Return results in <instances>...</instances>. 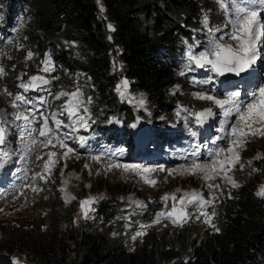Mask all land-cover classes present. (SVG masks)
I'll list each match as a JSON object with an SVG mask.
<instances>
[{"label": "trees", "instance_id": "obj_1", "mask_svg": "<svg viewBox=\"0 0 264 264\" xmlns=\"http://www.w3.org/2000/svg\"><path fill=\"white\" fill-rule=\"evenodd\" d=\"M212 10L211 0H0V36L4 39L13 31L23 45L12 52L0 88L11 96L17 93L14 74L21 71L27 50L36 54L35 61L49 53L61 80L75 82L63 90L78 80L85 100L92 97L88 107L96 140L114 144L121 133L105 132L104 124L114 118L125 129L135 115L114 92L118 76L110 73L111 58L118 52L120 76L129 80L131 94L146 95L157 112H174L178 101L168 93L169 87L183 68L187 44L205 42L204 13H209L210 24L216 23ZM105 20L114 29L109 34ZM167 125L162 122V130L156 132H165ZM251 161L236 177L239 187L229 193L219 232L191 238L187 230L151 229L126 249L105 231L85 223L76 226L73 206L63 208L50 198L36 205L34 220L0 225V230H10L0 231V253L22 257L26 264H264V201L255 195V185L264 175V156ZM102 207L97 213L104 215V225L114 210Z\"/></svg>", "mask_w": 264, "mask_h": 264}, {"label": "snow or ice", "instance_id": "obj_2", "mask_svg": "<svg viewBox=\"0 0 264 264\" xmlns=\"http://www.w3.org/2000/svg\"><path fill=\"white\" fill-rule=\"evenodd\" d=\"M215 3L225 17V24L215 27L210 26L209 13L205 12L201 20L203 30L207 34L205 42L201 44L199 40H195L193 43L187 44L184 50L181 76L196 73L199 70L212 74L205 75L203 78L195 75L191 76L189 81L194 87L214 85L216 78L226 77V74L241 77L243 74H247L259 61L264 60V54H262L264 53V4L249 6L243 4L241 0H215ZM108 28L114 30L111 24L108 25ZM227 40H231L233 43H228ZM9 43L12 42L9 41ZM21 48H23V45L17 46V50ZM35 55L31 49L27 50L25 61L32 60ZM12 67L14 70L16 66L13 65ZM39 70L44 75H30L26 81L23 79L26 73H21L18 77L20 82L17 87L22 89V92L15 94L12 100L11 107L14 111L11 113V119H8V113L0 112V168H4L9 163H21L23 167L17 169L21 180H30V183L22 186L31 188L33 192L43 190L37 186V180L47 183L58 163L57 153L49 151L41 171L33 172L29 177L30 169L27 164L32 153L36 151L35 146H51L53 148L58 146L65 149L59 159L66 162L70 155L75 152L69 142L73 141L83 147L88 137L78 135V133L81 130L88 131L95 123L88 107L92 103V97H88L86 101L84 100L83 89L78 80L75 84V90L72 92L64 90L56 93L52 92L53 81L59 80V77L51 76L56 71V65L49 53L44 54ZM4 74L5 69L0 66V76ZM176 88L178 90L179 86L177 85ZM129 89L130 82L127 78H124L116 85L115 91L122 100L128 99V102L133 103L137 109L145 108L146 99L132 96ZM29 92L46 93V95L29 97L27 95ZM8 95L11 96L12 93H8ZM192 95L196 100L211 102L215 108L219 109V113L214 112L212 107L196 111L178 105L176 116L180 118L185 115L186 118H191L199 128L208 125L210 121L215 123L213 118L219 116L217 132L220 134L214 136L211 140V144L215 147L209 148L208 144H193L190 152L184 157L186 160L190 157V162L180 165L177 169H167L169 176L200 174L209 190L222 191L219 184L208 183L209 181H215L217 178L225 180L234 188L239 187L228 173L240 161L239 149L244 146V138L249 135L264 136V86L245 92L243 97L240 91L221 94L219 89L215 87L202 88V90L194 92ZM62 97H67V99L59 108L53 109L52 102L60 100ZM65 115L67 116V122L61 119ZM233 116H235V123H232ZM13 134L17 136L16 146H13L10 139ZM190 134L192 137L197 136L196 131L190 130ZM224 140H227V148L218 145L219 141ZM202 149H208L206 161H201V157L204 155ZM115 155L116 153L109 152L94 155L91 158L100 162L105 156L111 158ZM14 156H18L19 159L13 161ZM35 159L39 161L42 156L37 155ZM248 163L251 164L252 161ZM107 167L109 170L112 167H122L125 172L135 173L145 184L150 186L157 184L156 180L149 178L150 174L165 171L162 165L148 167L140 164L120 165L119 163H109ZM240 168L243 169L244 165L240 164ZM255 195L264 198V185L259 187ZM67 199L69 198L66 197ZM169 199L172 201L171 209L158 212L150 225H140V230H137L131 236L133 241L145 235L144 230L146 228L160 223L162 219L170 220L173 225L182 226L192 216V213L187 211L189 206H193L199 212V215L196 216L197 220L203 216V222L219 232V228L212 222L215 212L209 215L207 211V208L213 205L217 199L211 191L209 199H205L203 193L197 191L185 192L179 199H177L175 193L165 194L161 197V200L166 207ZM96 201L97 198L89 197L80 202V208L85 219L91 218L89 213L95 211L92 205ZM135 204L140 209L146 207L141 201H135ZM178 204L179 209L177 208ZM125 218L129 219V217ZM127 227H131V222ZM14 264H19V261H15Z\"/></svg>", "mask_w": 264, "mask_h": 264}, {"label": "rangeland", "instance_id": "obj_3", "mask_svg": "<svg viewBox=\"0 0 264 264\" xmlns=\"http://www.w3.org/2000/svg\"><path fill=\"white\" fill-rule=\"evenodd\" d=\"M241 2L249 6H256L257 4H264V0H245ZM213 10L210 15L216 21V23L210 24V26H222L225 24V17L222 15L221 11L218 8V5L215 3V0H211ZM99 11L102 12V8L98 7ZM108 21H104L106 32L109 34L112 30H109ZM107 38L109 39V35ZM206 32L202 30V36L206 40ZM219 35V34H217ZM11 41L12 43H9ZM228 43H233L231 40H227ZM21 45L18 39L16 38L15 32H11L6 38L2 39L0 36V66L7 67L12 61L11 54L13 51L17 50V46ZM64 48H70L73 51L75 48L69 46L68 44L63 45ZM117 54L115 53L114 57L110 60V73L116 74L118 79L114 86V92L117 95L119 101L124 102L132 108L133 114L135 115L134 121L125 129L113 119L108 120L105 124V131L117 129L119 131L125 132L127 134H141L146 130L160 131L162 130V122H167L169 125L166 126L165 131L168 129H177L181 131L182 134L191 136L190 130L195 126L196 130H200L191 118H186L185 115H182L180 118L176 116V111L178 110V105L191 108L193 110L199 111L206 107H212L214 112L219 113V109L215 108L214 105L209 101H200L196 100L193 97V93L202 90V88H211L218 85V80L214 85L194 87L189 78L191 76H197L203 78L205 75H212L211 73H205L203 70L192 74L188 73L186 76H181L180 72L176 75V83L169 87L168 93L173 94L175 99H177V104L175 106L174 112H167V115L164 114L162 110H155V106L151 103V100L147 99V96L144 94H131L134 97H143L146 99L145 108L137 109L134 107L133 103H129L128 99L122 100L121 97L115 91L116 85L123 79L120 75L122 73L121 64L117 60ZM264 54V53H262ZM112 56V55H111ZM11 57V59H9ZM44 57V55H43ZM43 57L38 60H29L25 61V57L22 58L23 65L19 73L14 74V84L18 92H22V89L17 87L18 77L21 73H26L23 76V79L26 81L30 75H44L40 72V62ZM116 58V59H115ZM184 64V56L182 57ZM27 63V66H26ZM256 84L250 86V88L240 89L237 91L241 92L243 97L244 93L250 91L259 86H264V60L259 61L249 72H248ZM51 76H58L59 72L56 69ZM49 76V78H51ZM1 77V76H0ZM246 81V77L243 80L237 81L233 86L235 88L239 87L241 83ZM68 82V83H67ZM71 82L68 79L53 81L52 90L53 93L63 90V87L67 86ZM179 86L177 90L176 86ZM75 90V85L71 87L67 92H72ZM235 92V91H234ZM16 93V94H17ZM231 93V92H230ZM46 95V93L38 92H29L27 95L39 96ZM224 94V93H223ZM227 94V93H225ZM15 96V95H14ZM14 96L8 95L7 91L0 88V112L8 113V119H11V113L14 111L11 107L12 100ZM222 98V96H221ZM67 97H62L60 100H55L52 102V108L57 109L60 105L64 103ZM85 100V96H84ZM86 101V100H85ZM65 122H67V116L61 117ZM215 123L209 122L206 127H210L213 132V136L219 135L217 128L219 126V116L213 118ZM113 121V122H110ZM193 123L191 128H187L188 123ZM235 116L232 118V123H235ZM135 125V127H133ZM14 131V130H13ZM90 128L88 131L81 130L78 135H85L88 137L87 142L83 147L78 143L73 141L69 142V145L75 149V152L70 155V157L65 162L62 159H59L65 149H61L58 146L53 148L51 146L41 147L39 145L35 146L36 151L32 153L27 167L30 169L28 175L29 177L33 172H39L42 169L44 160L47 159V153L49 151H54L57 153L58 163L52 171L51 177L47 183L37 180L36 184L38 187L43 190L39 192H33L29 187H23V184L30 183L29 181H22L20 174L17 172V169L23 167L21 163H9L4 168H0V183L2 184V189L0 190V225L5 226L6 224H21L23 225L26 221H32L36 218L38 210L36 205H39L41 201H48L50 198H55L57 203L59 202L63 208L73 206V221H75L76 226L80 224H87L90 228H95L97 231H105L109 239L119 240L123 243V246L128 249L133 248L136 243H138L142 237H138L136 241L131 239V236L135 234L137 230H140V225H150L156 214L162 210L168 211L171 209L172 201L169 199L167 202V207L165 203L161 200V197L165 194L175 193L177 199L185 192H202L205 199L210 198V191L212 195H215L217 199L214 201L213 205L207 208L209 215L215 212L213 223L218 228L219 220L222 217V212L226 205V200L229 198V193L234 189L230 183L217 178L215 181H209L208 183H215L221 186L222 191L220 190H209L206 187V182L203 180L200 174L189 176V175H173L169 176L167 169H177L180 165L190 162V157L186 160L185 155L190 152L191 147L188 142L184 143L183 147L174 149L170 152L171 158H176L174 163L169 166H164L165 171H157L150 174V179L157 181L155 186L147 185L143 182L140 177H138L133 172H125L122 167H112L110 170L107 165L109 163L120 165L123 164H136L130 161L127 156L122 152L123 147H116L113 144H109L106 141H97L96 133L92 132ZM104 131V130H101ZM188 138V137H187ZM13 146L17 145V136L15 134L10 136ZM245 143L242 148L239 149L240 161L235 166V168L228 174L232 176L234 180L240 178L243 175V170L248 167L249 161L256 158H263L264 154V136H252L244 138ZM193 144H196L193 141ZM219 146L224 148L228 147L227 140L219 141ZM116 153L115 156L109 158L105 156L100 162L93 160L91 157L101 153ZM37 155L42 156V159L37 161L35 157ZM18 156L13 157V161H17ZM66 163V167H65ZM240 164L244 165V168H240ZM88 167H85V166ZM148 167H156L158 165H143ZM63 170V172H62ZM261 185H264V175L260 176L257 184L255 185V192L259 189ZM66 197L69 198L66 200ZM89 197L97 198L95 204L92 207L95 209L94 212H90V219H85L80 208V202ZM102 197V199H100ZM261 198V197H260ZM264 201V198H262ZM135 201H141L146 206L143 209H140ZM102 205H107L105 210L112 208L114 213L112 214L109 221L106 224L102 225L100 221H104V215H99L97 213L98 209ZM179 204L177 208L179 209ZM103 208V207H102ZM187 211L192 213L191 218L180 225H173L170 220L162 219L160 223L152 225L146 228L144 231L147 233L151 229L162 230L165 229L168 233H172L175 230H187L191 232V238H196L199 234L206 233L210 235L215 233V229L210 227L208 224L204 223V217L201 216L199 220L196 219V216L199 215V212L193 207L189 206ZM155 215V216H154ZM125 217H129L126 219ZM131 222V227L127 225ZM43 226H41L40 230ZM26 229L23 227L22 230ZM1 233L10 231L6 227L1 228ZM115 234V235H114ZM0 255H3L0 253ZM11 256V263L14 264L15 261H19V264H26L22 257ZM5 264V263H4Z\"/></svg>", "mask_w": 264, "mask_h": 264}, {"label": "clouds", "instance_id": "obj_4", "mask_svg": "<svg viewBox=\"0 0 264 264\" xmlns=\"http://www.w3.org/2000/svg\"><path fill=\"white\" fill-rule=\"evenodd\" d=\"M245 77H246V81H249L250 77H252V76L249 73H247L244 75V77H242L238 80H233V81H223L220 78H216L218 80V85L216 86V88L219 89L221 94H223V93L225 94V93L234 92V91H237L240 89L250 88V86H253L256 84L255 80L252 79L251 84L247 87H243L241 84L237 88H235V86H233L234 85L233 83H236L237 81L243 80V79H245ZM189 123H188L187 128H191L193 126V123H190L191 125H189ZM113 130L121 133V136H119L118 139H115L116 143H114L113 145H115L116 147H121V148L123 147L122 152L127 156V158L130 161H132L136 164H143V165H150V166L155 165L156 163L151 164V162H158L157 161L158 159H153V158L152 159H146V158H144V156L140 152L141 151L140 141L142 138L147 137V135H148L149 140L143 146H146L147 148L150 147L149 150L150 149H157L156 146L158 148L168 149V148H174L176 146V143L160 144V141L162 139L170 138L171 140H180V139H182L181 137H183V135H184V133L182 134L181 131H178L177 129L173 128V129H168L163 133H157L156 131H153V130H146V131L142 132L141 134H133L132 133V134H130V139H127V133L119 131L118 128L113 129ZM191 130L196 131L197 136H199V132L201 131L204 134V144H208L209 148L215 147L214 145L211 144V137L214 134L211 131L210 127L204 126L203 128H200V130H196L195 126H193ZM105 132H108V131H105ZM149 133L152 134V136ZM201 151H202V153H204V155H202L201 158L207 157L208 149H202ZM143 161H145L147 163H143ZM1 189H2V184L0 183V190ZM4 255H8V254H4ZM8 256L11 259V256L10 255H8Z\"/></svg>", "mask_w": 264, "mask_h": 264}, {"label": "water", "instance_id": "obj_5", "mask_svg": "<svg viewBox=\"0 0 264 264\" xmlns=\"http://www.w3.org/2000/svg\"><path fill=\"white\" fill-rule=\"evenodd\" d=\"M245 74H243L241 77H237L233 74H226V77H219L223 81H233V80H238L242 77H244ZM0 259H3L5 264H12L11 259L8 255H0Z\"/></svg>", "mask_w": 264, "mask_h": 264}, {"label": "bare ground", "instance_id": "obj_6", "mask_svg": "<svg viewBox=\"0 0 264 264\" xmlns=\"http://www.w3.org/2000/svg\"><path fill=\"white\" fill-rule=\"evenodd\" d=\"M0 264H4V261H3V259H0Z\"/></svg>", "mask_w": 264, "mask_h": 264}]
</instances>
